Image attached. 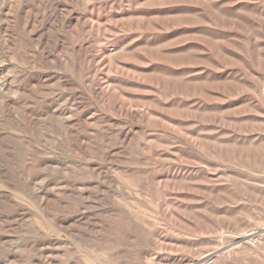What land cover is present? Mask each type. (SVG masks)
I'll return each mask as SVG.
<instances>
[{
    "label": "rangeland",
    "instance_id": "obj_1",
    "mask_svg": "<svg viewBox=\"0 0 264 264\" xmlns=\"http://www.w3.org/2000/svg\"><path fill=\"white\" fill-rule=\"evenodd\" d=\"M0 264H264V0H0Z\"/></svg>",
    "mask_w": 264,
    "mask_h": 264
}]
</instances>
